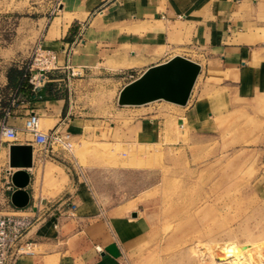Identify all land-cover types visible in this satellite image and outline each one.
I'll return each mask as SVG.
<instances>
[{"label":"crops","instance_id":"1","mask_svg":"<svg viewBox=\"0 0 264 264\" xmlns=\"http://www.w3.org/2000/svg\"><path fill=\"white\" fill-rule=\"evenodd\" d=\"M59 8L50 22L46 17L29 21L32 31L43 32V47L58 55L60 69L49 73V83L35 88L29 81L32 86L22 90L20 83L10 82L9 61L0 62V127L8 123L26 136L25 119L36 111L45 130L60 125L64 131L85 136L96 121L85 114L86 105L72 100L74 71L90 75L89 82H102L100 74L105 71L128 70L133 67L124 64L136 62L142 71L140 77L147 68L160 64L151 61L150 47L200 49L204 59L195 62L202 65L203 61L206 69L202 68L189 102L178 114L173 111L176 107L160 104L122 112L126 118H133L127 131L134 129L131 134L137 145L176 148L181 140L174 117L181 130L186 119L196 132L213 126L218 103L212 98L203 99L210 88L223 90L226 96L221 103L231 110L238 107L240 112L255 113L260 109L252 112L249 105L264 103V0H60ZM130 82L121 78L112 91L118 95ZM9 96L14 100L7 111L5 101ZM259 114L256 116L262 126L264 115ZM127 135L114 143L129 144V132ZM196 135L197 141L205 138ZM257 139L258 148L254 150L264 155V136ZM14 143L26 142L20 139ZM11 144L0 137V179L3 169L9 166ZM59 157L42 161L34 151L27 189L31 202L42 197L53 200L62 207V215L33 227L26 240L35 243L34 253L21 255L13 264H152L149 256L162 249L152 247L155 239L162 238L155 235V220L126 204L105 206L78 171L68 166L73 162L65 152ZM54 163L67 172L63 187L45 183L46 176H56ZM257 181L264 187V172ZM156 256L161 257V253Z\"/></svg>","mask_w":264,"mask_h":264},{"label":"rangeland","instance_id":"2","mask_svg":"<svg viewBox=\"0 0 264 264\" xmlns=\"http://www.w3.org/2000/svg\"><path fill=\"white\" fill-rule=\"evenodd\" d=\"M59 1L0 0V62L8 60L10 69L22 68L24 72L35 64L37 49L43 47V32L32 31L29 21L44 17L52 21L60 9ZM149 51L151 61L160 64L177 55L193 61L204 59L201 50L194 47H150ZM128 66L133 68L100 74L102 82H89L90 75L79 69L74 71L72 100L86 105L85 114L96 124L85 136L68 131L74 143L73 153L65 152L73 162L68 166L74 171L82 169L93 195L96 193L105 206L126 204L155 220V235L162 238L152 241V247L162 249L149 256L152 264H219L213 252L215 245L220 246L219 251L228 245L239 250L254 248L252 253L264 263V187L257 181L264 172V155L254 150L257 138L264 136V120L259 126L261 122L256 116L264 115V103L249 105L252 112L260 109L255 113L240 112L238 107L231 110L221 103L226 96L223 90L210 88L203 99L212 98L218 103L215 112L212 110L213 126L196 132L186 119L181 130L174 117L175 131L181 140L176 148L137 145L131 134L134 129L127 131L133 118H126L122 112L139 106H120L119 94L112 91L121 78L132 80L130 74L138 77L142 72L136 62L124 64ZM201 67L206 69V63L202 61ZM12 99L9 96L5 101L7 111ZM159 104L176 107L173 111L177 114L182 109L163 100L147 107ZM179 115L182 116L180 112ZM41 123L46 129L42 118ZM1 130L2 125L0 137ZM127 132L129 144L114 143ZM196 133L205 138L197 141ZM1 138L12 143L8 137ZM19 139L27 144L32 137L19 133ZM38 149L36 146V155ZM53 166L56 176H46L45 183L63 187L67 172L58 163ZM81 179L84 182V177ZM159 253L161 257L156 256Z\"/></svg>","mask_w":264,"mask_h":264},{"label":"built area","instance_id":"3","mask_svg":"<svg viewBox=\"0 0 264 264\" xmlns=\"http://www.w3.org/2000/svg\"><path fill=\"white\" fill-rule=\"evenodd\" d=\"M34 66L37 67L36 71ZM59 69L57 52L38 47L35 64L30 65L25 73L30 74L29 81L35 88H38L49 82L48 73ZM32 72H34L33 75ZM129 77L132 78L131 81L138 78L133 74H130ZM23 130L26 135L32 137L27 143L33 145L34 151L36 152V146L39 148L38 155L42 161L46 158H60L59 156L64 152L73 153L72 134L64 131L60 125L51 130H45L41 123V116L36 111L30 112L26 117ZM1 137H8L12 143L20 141L19 129L3 124ZM14 171L16 169L10 166L5 167L0 179V264H13L21 255L33 254L35 243L26 240L28 232L37 224L46 223L62 215L61 206L55 201L43 197L30 202L26 208L20 209L13 206L10 195L17 189L11 179ZM77 173L79 177H84L90 187L81 168ZM6 192L9 194L5 195ZM55 227H58L57 222Z\"/></svg>","mask_w":264,"mask_h":264},{"label":"water","instance_id":"4","mask_svg":"<svg viewBox=\"0 0 264 264\" xmlns=\"http://www.w3.org/2000/svg\"><path fill=\"white\" fill-rule=\"evenodd\" d=\"M202 71L199 63L177 55L167 62L147 68L140 77L125 85L119 93L120 106H141L155 101H166L180 106L189 102ZM34 165V148L30 143L9 146V166L16 169L12 182L16 190L10 200L17 208H26L31 202L28 186L29 169ZM136 216V213L133 214Z\"/></svg>","mask_w":264,"mask_h":264},{"label":"bare ground","instance_id":"5","mask_svg":"<svg viewBox=\"0 0 264 264\" xmlns=\"http://www.w3.org/2000/svg\"><path fill=\"white\" fill-rule=\"evenodd\" d=\"M213 249L214 254L218 257L219 264H264L259 262L252 253L254 248L239 250L233 245H228L222 251H219L220 246L215 245Z\"/></svg>","mask_w":264,"mask_h":264},{"label":"trees","instance_id":"6","mask_svg":"<svg viewBox=\"0 0 264 264\" xmlns=\"http://www.w3.org/2000/svg\"><path fill=\"white\" fill-rule=\"evenodd\" d=\"M10 71V82L13 85H17L20 83L21 89L26 90L29 89L32 85L29 82V75L20 69L12 68Z\"/></svg>","mask_w":264,"mask_h":264}]
</instances>
